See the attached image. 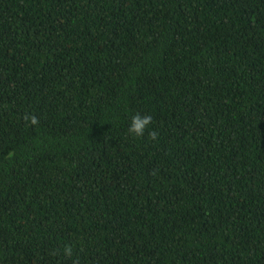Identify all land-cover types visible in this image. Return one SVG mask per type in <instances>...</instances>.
I'll list each match as a JSON object with an SVG mask.
<instances>
[{
    "label": "trees",
    "instance_id": "1",
    "mask_svg": "<svg viewBox=\"0 0 264 264\" xmlns=\"http://www.w3.org/2000/svg\"><path fill=\"white\" fill-rule=\"evenodd\" d=\"M0 264H264V0H0Z\"/></svg>",
    "mask_w": 264,
    "mask_h": 264
},
{
    "label": "clouds",
    "instance_id": "2",
    "mask_svg": "<svg viewBox=\"0 0 264 264\" xmlns=\"http://www.w3.org/2000/svg\"><path fill=\"white\" fill-rule=\"evenodd\" d=\"M24 120L30 122L31 125H37L39 123L38 119L35 116H29L25 114ZM153 119L151 115H143L136 114L130 120L128 134L133 137H143L145 134V130L152 125ZM158 138V133L156 131H151L149 133V139L156 140ZM63 255L68 257L69 259L73 256V246L72 245H65L63 247ZM56 254H60V250H56Z\"/></svg>",
    "mask_w": 264,
    "mask_h": 264
}]
</instances>
